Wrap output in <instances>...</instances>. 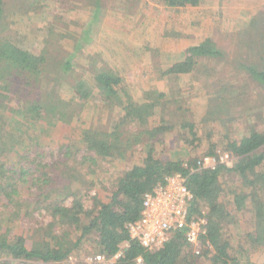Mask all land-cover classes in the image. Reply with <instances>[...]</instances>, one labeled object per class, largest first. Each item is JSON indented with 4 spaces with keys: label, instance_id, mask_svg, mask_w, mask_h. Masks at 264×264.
Returning <instances> with one entry per match:
<instances>
[{
    "label": "trees",
    "instance_id": "trees-1",
    "mask_svg": "<svg viewBox=\"0 0 264 264\" xmlns=\"http://www.w3.org/2000/svg\"><path fill=\"white\" fill-rule=\"evenodd\" d=\"M70 1L65 4L63 0V4L70 6ZM155 1L182 9L197 7L203 0ZM88 2L96 14L105 6V0ZM39 3L0 0V212L8 211L11 223L34 217L36 212L49 215L50 220L27 227L0 220V264H60L86 242L112 259L110 264H264V131L252 124L239 139L226 135L223 151L231 159L204 167L203 158L218 157L219 142L211 141L209 149L197 156L199 125L186 120L180 124V137L189 144L188 156H156L155 143L175 127L156 113L168 103V93L153 87L144 90L142 101L136 100L124 78L106 62H97V55H87L91 69L80 73L75 58L85 45L83 38L66 31V23L62 28L49 22L42 30L43 45L26 46L14 18L36 12ZM70 38L72 51L63 42ZM223 56L217 42L206 37L185 46L179 60L163 66L157 62L154 71L159 79L179 76L192 73L202 59ZM260 61L241 67L264 86V56ZM66 85L71 95L63 92ZM96 90L110 116L105 124L79 126L82 109ZM15 124L40 131L59 128L63 137L58 152L50 160L38 156L37 147L19 153L16 144H11L21 138ZM74 126L82 128L78 140L72 136ZM141 144H146V155L140 162L117 175L110 188H96L92 175L97 166L104 161H125ZM10 152L20 154L15 167L3 161ZM175 174L184 175L193 192L190 218L205 220L200 253L182 230L153 248L130 237L128 225L140 217L145 194ZM232 176L235 186L227 190L224 180L233 183ZM231 225L239 230L237 234L228 230ZM125 242L129 246L114 258Z\"/></svg>",
    "mask_w": 264,
    "mask_h": 264
},
{
    "label": "rangeland",
    "instance_id": "rangeland-1",
    "mask_svg": "<svg viewBox=\"0 0 264 264\" xmlns=\"http://www.w3.org/2000/svg\"><path fill=\"white\" fill-rule=\"evenodd\" d=\"M38 1L41 4L37 5L36 12L28 11L14 18L26 46L43 45L42 30L49 22L62 28L66 23V31L83 38L85 45L75 58L80 73L91 69L92 60L87 55H97V62H106L124 78L136 100L142 101L144 90L153 87L168 93V103L156 113L158 118H167L175 127L166 132L162 142L155 143L156 156H188L189 144L180 137V124L186 120L196 121L199 125L197 132L201 140L197 156L209 149L211 141L219 142L218 156L228 152L223 151L226 135L239 139L252 124L264 131V86L241 67L243 63L260 64V57L264 56V0H203L197 7L182 9L167 8L155 0H105L99 14L94 12L95 7L88 0H73L70 6L65 5L70 0H64L65 4L63 0ZM206 37H212L225 56L202 59L192 73L157 78L154 71L157 62L163 66L179 60L185 46ZM63 42L67 50H73V39ZM62 88L65 94L71 95L67 85ZM96 94L97 90L82 109L79 126L107 122L110 113L103 108ZM9 120L14 127L13 118ZM15 127L21 138L11 144H16L19 153L37 147L36 154L50 160L58 152L63 137L59 128L40 131L18 124ZM81 130L74 126L73 138L78 140ZM145 155L146 144H141L125 161L102 162L92 175L97 181L96 188H110L117 175L140 162ZM2 158L9 167H15L19 164L20 154L14 152ZM229 179L233 183L224 180L227 190L235 186L234 176ZM0 220L3 224L27 227L37 221L47 222L50 217L36 212L34 217L26 216L11 223L10 213L1 210ZM228 230L232 234L239 232L233 225ZM96 254L98 252L86 242L81 250L60 264H97ZM111 260L106 259L101 264H110ZM197 264L204 263L199 261Z\"/></svg>",
    "mask_w": 264,
    "mask_h": 264
},
{
    "label": "built area",
    "instance_id": "built-area-1",
    "mask_svg": "<svg viewBox=\"0 0 264 264\" xmlns=\"http://www.w3.org/2000/svg\"><path fill=\"white\" fill-rule=\"evenodd\" d=\"M231 159L229 152L220 156H206L201 165L215 167L219 162ZM194 195L187 185V178L182 174H175L167 178L165 185L158 186L145 194L140 217L128 225L131 240H138L145 248L162 245L177 230L186 232L189 243L196 253H200V238L205 233V220L190 218V204ZM129 242L122 245L115 255L118 258ZM96 262H105L103 254H96Z\"/></svg>",
    "mask_w": 264,
    "mask_h": 264
}]
</instances>
